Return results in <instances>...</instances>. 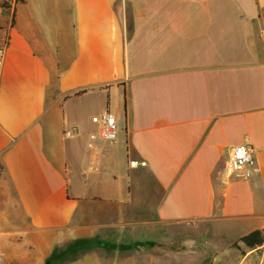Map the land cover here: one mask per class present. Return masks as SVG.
I'll return each instance as SVG.
<instances>
[{
    "label": "crops",
    "instance_id": "1",
    "mask_svg": "<svg viewBox=\"0 0 264 264\" xmlns=\"http://www.w3.org/2000/svg\"><path fill=\"white\" fill-rule=\"evenodd\" d=\"M5 28L0 264H138L154 225L264 230V0H19ZM245 141L257 172L227 180Z\"/></svg>",
    "mask_w": 264,
    "mask_h": 264
},
{
    "label": "rangeland",
    "instance_id": "2",
    "mask_svg": "<svg viewBox=\"0 0 264 264\" xmlns=\"http://www.w3.org/2000/svg\"><path fill=\"white\" fill-rule=\"evenodd\" d=\"M150 228L145 230L146 237L135 241L138 264H264V248L246 250L243 257L232 248L233 241L217 237L206 222L186 221Z\"/></svg>",
    "mask_w": 264,
    "mask_h": 264
},
{
    "label": "built area",
    "instance_id": "3",
    "mask_svg": "<svg viewBox=\"0 0 264 264\" xmlns=\"http://www.w3.org/2000/svg\"><path fill=\"white\" fill-rule=\"evenodd\" d=\"M19 0H0V12H14ZM11 27V26H10ZM10 28L0 29V79L5 61L6 52L11 42ZM92 122L99 126L102 137L114 141L119 132V124L116 116L109 110L92 118ZM75 132L72 130V133ZM136 162H131L135 166ZM226 179L240 178L249 179L257 172L255 149L248 142L234 146L224 165ZM261 248H264V241Z\"/></svg>",
    "mask_w": 264,
    "mask_h": 264
},
{
    "label": "trees",
    "instance_id": "4",
    "mask_svg": "<svg viewBox=\"0 0 264 264\" xmlns=\"http://www.w3.org/2000/svg\"><path fill=\"white\" fill-rule=\"evenodd\" d=\"M264 241V230L257 229L254 230L243 237L232 242V248L241 252V255L244 257L247 254L246 250L249 251H257V249H261ZM139 246H145L142 243ZM147 247H150L147 245Z\"/></svg>",
    "mask_w": 264,
    "mask_h": 264
}]
</instances>
